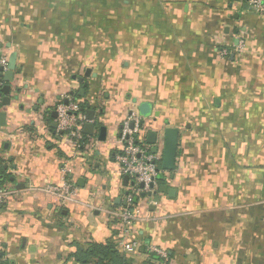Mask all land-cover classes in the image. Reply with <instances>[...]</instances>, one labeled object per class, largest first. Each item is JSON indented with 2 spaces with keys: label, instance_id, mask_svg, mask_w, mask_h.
<instances>
[{
  "label": "crops",
  "instance_id": "crops-1",
  "mask_svg": "<svg viewBox=\"0 0 264 264\" xmlns=\"http://www.w3.org/2000/svg\"><path fill=\"white\" fill-rule=\"evenodd\" d=\"M244 3L0 0V55L15 53L20 70L0 100V264H77L78 249L107 242L127 264H264V19ZM81 89L96 128L75 152L51 114ZM142 102L150 152L148 132L179 130L175 170H160L159 134L161 181L129 204L115 158ZM64 179L74 197L47 193ZM128 206L149 219L126 235ZM132 240L140 248L124 252Z\"/></svg>",
  "mask_w": 264,
  "mask_h": 264
},
{
  "label": "built area",
  "instance_id": "built-area-1",
  "mask_svg": "<svg viewBox=\"0 0 264 264\" xmlns=\"http://www.w3.org/2000/svg\"><path fill=\"white\" fill-rule=\"evenodd\" d=\"M248 3L254 12L264 19V1L248 0ZM222 54L226 55L227 53L223 51ZM6 67L7 59L0 55V70L6 71ZM2 87L3 83L0 79V91ZM65 101L67 102L66 104ZM54 111L56 112V134L64 137L72 149L75 152H79L85 144L82 130L84 124L87 123L85 113L81 111L79 102L72 97H63L57 102ZM140 120L135 111L131 110L127 114L119 134L122 150L115 158V162L119 167V175L121 177L126 176L133 182L130 197L127 199L129 204H131L133 199L139 198L142 194L146 195L150 193L153 190L150 188L151 184L156 187L157 170H159V157L157 154H152L142 141L139 129ZM130 124H133L132 129L129 128ZM63 173L67 177L70 169L64 167ZM46 191L49 194H58L62 200L76 195L73 183L67 179H64L63 183L58 186L48 187ZM8 196L9 192L6 187L0 186V205L4 203ZM118 218L126 235L129 234V229L136 223L149 219L139 209L132 208V206L124 208L118 215ZM120 245L126 253H132L140 248V243L136 240L123 241ZM146 249L148 253L157 258L166 257L163 251L155 247L148 246Z\"/></svg>",
  "mask_w": 264,
  "mask_h": 264
},
{
  "label": "water",
  "instance_id": "water-1",
  "mask_svg": "<svg viewBox=\"0 0 264 264\" xmlns=\"http://www.w3.org/2000/svg\"><path fill=\"white\" fill-rule=\"evenodd\" d=\"M229 1V0H228ZM233 3L238 2V0H231ZM230 6H232V4H230ZM250 7L248 0H245V3L243 5V9L247 10ZM0 79L3 82V87L0 91V98L5 95L8 96L10 94V90H11V84L13 83V79H14V75L15 73H20V70H16V54L15 53H11L8 61H7V67H6V71H3L2 69L0 70ZM88 75V72L86 73V76ZM82 82V80L80 81ZM78 96L80 98H83L84 96V90H79L78 91ZM67 102L65 101V104ZM137 115L140 117V123H139V129L143 130V126H144V120L148 119L151 116V111H152V107L149 103L147 102H142L137 106ZM156 117V115H154ZM51 117L53 119H56V112L54 111L51 114ZM85 117L87 120V123L84 124L83 126V133L84 135L90 136L92 137L94 135V130L96 128L95 124H94V111L90 108V105L87 104L86 105V109H85ZM5 115L3 113H0V120L4 119ZM3 123L0 122V125H2ZM50 127L52 129H56V123H53L50 125ZM129 128L132 129L133 128V124L129 125ZM99 135H98V140L99 141H104L105 140V136H106V129L105 127H99L98 129ZM162 137V159H161V167L160 170L164 171V172H174L175 170V162H176V154H177V145H178V137H179V130L177 128H170V127H165L164 129H159V130H153L147 133L148 139L146 141V144L150 147H153V149H151V153L152 154H157L158 151V147H157V142L158 141V136ZM158 171V176L156 178V181L158 183V181L160 180V174H159V170ZM173 177V176H172ZM123 182H124V186H126L127 182H128V177H124L123 178ZM142 187V186H140ZM151 189H155L156 187L151 184L150 185ZM168 192V195L170 197H172L174 195V191H167V186L165 185H161L158 187V194H165ZM147 196L150 197V193H147ZM140 197L144 198L145 194H142ZM159 197L158 195L155 196L154 198V203H158ZM136 201V200H135Z\"/></svg>",
  "mask_w": 264,
  "mask_h": 264
},
{
  "label": "trees",
  "instance_id": "trees-1",
  "mask_svg": "<svg viewBox=\"0 0 264 264\" xmlns=\"http://www.w3.org/2000/svg\"><path fill=\"white\" fill-rule=\"evenodd\" d=\"M82 87L86 89L85 82H82ZM71 96L79 102L81 111L85 113L88 101H83V99L75 93ZM4 181H6V177L0 174V185ZM160 181L161 180L158 182ZM72 257L77 264H127L111 242L105 244L89 243L87 249H78Z\"/></svg>",
  "mask_w": 264,
  "mask_h": 264
}]
</instances>
